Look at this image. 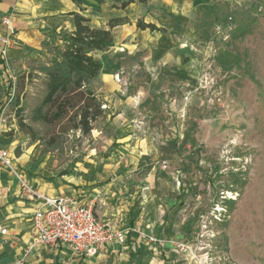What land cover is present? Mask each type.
<instances>
[{
	"label": "rangeland",
	"instance_id": "374dc122",
	"mask_svg": "<svg viewBox=\"0 0 264 264\" xmlns=\"http://www.w3.org/2000/svg\"><path fill=\"white\" fill-rule=\"evenodd\" d=\"M196 1L201 6L187 21L169 15L172 20L164 24L160 9L144 12L150 14L146 21L167 29L160 34L180 39L178 51L191 58L185 78L160 77L166 94L149 105L164 118L175 116L171 130L180 149L166 159L170 172L183 173L191 194L187 229L171 242L174 248L159 251L154 264H264V0ZM205 10L211 19H202ZM250 21L251 31L232 40L235 28ZM21 49L25 53L7 69L0 60V139L30 182L54 190L78 177L91 159L105 162L110 156L114 146L104 127L112 112L104 102L106 115L87 136L66 131L67 120L52 126L35 121L46 95L43 68L50 58L41 47ZM226 52L240 62L231 71L217 63ZM111 54L118 56L114 50L101 55L104 64ZM3 68L9 71L6 78Z\"/></svg>",
	"mask_w": 264,
	"mask_h": 264
},
{
	"label": "crops",
	"instance_id": "0c3cea01",
	"mask_svg": "<svg viewBox=\"0 0 264 264\" xmlns=\"http://www.w3.org/2000/svg\"><path fill=\"white\" fill-rule=\"evenodd\" d=\"M128 2L0 0V35L4 33L1 26L4 16H13L16 30V44L10 48L14 50L6 60L0 56L2 67H8L11 60L25 53L22 46L29 52L42 48L44 41L54 40L57 33L72 32L75 14L89 19L97 28H108L113 19L128 21L113 29L115 45L107 52L114 50L118 56L110 55L112 60L104 64L93 84L112 112L107 115L104 127L109 145L114 146L110 156L105 162L91 159L87 167L79 169L78 177L54 190L44 188L37 180L30 182L47 196L71 195L83 205L93 202L97 218L124 231L127 242L110 244L92 259L76 256L69 246H40L28 257L27 264H154L162 254L159 251L174 248L171 242L178 241L187 229L189 217L185 207L191 194L183 182L184 175L163 170L160 165L166 156H176L180 149L176 131L171 130L175 116L169 114L164 118L149 105L157 95L166 94L162 76L170 82L185 78L191 58L178 51L180 39L140 30L136 23L144 17L145 23L153 24L146 21L149 13L144 16L147 8L164 12L160 19L164 24L172 20L169 15L187 21L185 17L201 4L196 0H147V5L139 0ZM123 3L128 5L123 8ZM118 45L125 48L123 54ZM102 54L98 55L100 59ZM5 69L3 78L9 73ZM121 71L124 74L118 82L115 75ZM129 99L135 102L129 104ZM15 167L21 172L16 164ZM37 205L35 199L21 193L15 174L0 165V223L9 230L7 236H0V264L13 263L29 245Z\"/></svg>",
	"mask_w": 264,
	"mask_h": 264
},
{
	"label": "trees",
	"instance_id": "16d2710c",
	"mask_svg": "<svg viewBox=\"0 0 264 264\" xmlns=\"http://www.w3.org/2000/svg\"><path fill=\"white\" fill-rule=\"evenodd\" d=\"M128 4L133 0H128ZM147 5V0H139ZM127 3H123L125 8ZM215 7V4L213 5ZM166 16V14H165ZM211 19L209 10H205L202 19ZM75 29L72 32L62 31L54 35V40L60 44L44 41V48L49 56L43 72L47 78L46 95L42 104L34 112V120L47 125L61 124L67 120L70 125L66 131H81L84 136L93 131V124L104 117L103 99L93 87L104 69L99 54L114 47L113 29L128 22L126 19H113L108 28H97L90 20L80 14L74 15ZM254 21L240 24L232 33V40L244 38L252 28ZM140 30H150L167 33V29H159L155 24L145 23L139 19L136 23ZM207 22L202 21V28ZM218 65L224 71H231L235 65H240L238 58L231 53L217 56ZM216 59V61H217ZM12 88L13 86H9Z\"/></svg>",
	"mask_w": 264,
	"mask_h": 264
},
{
	"label": "built area",
	"instance_id": "2783aa9c",
	"mask_svg": "<svg viewBox=\"0 0 264 264\" xmlns=\"http://www.w3.org/2000/svg\"><path fill=\"white\" fill-rule=\"evenodd\" d=\"M4 33L0 35V56L7 59L10 48L16 44V30L13 16H4L1 20ZM124 52L123 47L118 49ZM123 71L115 75L116 81H121ZM0 165L10 169L16 176L20 191L38 202L31 223V241L23 254L11 264H27L28 257L40 246H69L76 256L92 259L102 254L110 244L127 242L124 231L115 229L112 225L97 218L95 204H81L71 195L47 196L37 190L29 179L17 171L14 160L8 148L0 139ZM163 170L170 168V161L160 162ZM180 173V172H178ZM8 228L0 223V236L5 237ZM157 242L156 239H150ZM184 249V246L178 245Z\"/></svg>",
	"mask_w": 264,
	"mask_h": 264
}]
</instances>
